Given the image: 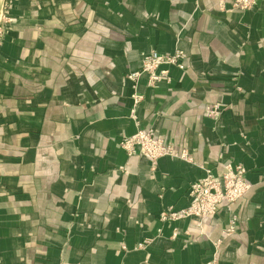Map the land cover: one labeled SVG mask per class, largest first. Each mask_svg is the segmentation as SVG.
Returning a JSON list of instances; mask_svg holds the SVG:
<instances>
[{
	"label": "crops",
	"instance_id": "1",
	"mask_svg": "<svg viewBox=\"0 0 264 264\" xmlns=\"http://www.w3.org/2000/svg\"><path fill=\"white\" fill-rule=\"evenodd\" d=\"M5 1L0 264H264V0ZM151 50L182 58L129 78ZM139 130L177 155H130ZM228 165L241 198L163 219Z\"/></svg>",
	"mask_w": 264,
	"mask_h": 264
},
{
	"label": "built area",
	"instance_id": "2",
	"mask_svg": "<svg viewBox=\"0 0 264 264\" xmlns=\"http://www.w3.org/2000/svg\"><path fill=\"white\" fill-rule=\"evenodd\" d=\"M259 0H235L234 7L238 9H250L258 3ZM182 58L180 51L174 54H161L156 50L143 53L141 71L129 74V78L136 81L142 73L149 75V84L153 85L157 81L167 78L168 69L158 71L161 66L179 64ZM142 99L138 93L134 94V101L137 104ZM223 107L219 104H207L205 113L210 117H218L223 112ZM122 147L130 155L148 156L152 160L165 155H177L171 145L166 144L163 138L155 137L148 131L139 130L135 134L124 138L121 142ZM183 159H191L186 150L178 154ZM245 169L240 166L228 165L222 179L214 176L212 173L207 174L191 184L190 194L193 196V202L190 208L182 212L170 211L163 212V219L174 215L179 218L183 215H195L205 217L217 212L219 205L223 202H231L240 198L248 189V184L244 179ZM234 227V223L230 226ZM230 231V230H229ZM225 234V233H224Z\"/></svg>",
	"mask_w": 264,
	"mask_h": 264
},
{
	"label": "rangeland",
	"instance_id": "3",
	"mask_svg": "<svg viewBox=\"0 0 264 264\" xmlns=\"http://www.w3.org/2000/svg\"><path fill=\"white\" fill-rule=\"evenodd\" d=\"M6 4V1L5 0H0V42H1V40H2V38H3V35H4V33H5V31H4V29H5V26H6V24L7 23H9L10 22V16H9V7L7 6V5H5ZM226 168H227V166H226ZM226 168H225V171H226ZM245 169V168H244ZM225 171L223 172V174L225 173ZM246 171V170H245ZM223 174H222V176H223ZM222 176L221 177H218V178H220V179H222ZM244 179H245V177H244ZM247 182V181H246ZM247 184H248V182H247ZM248 188H249V184H248ZM248 190V189H247ZM247 192V191H246ZM245 192V193H246ZM244 193V194H245ZM243 194V195H244ZM242 195V196H243ZM190 196H191V198H192V202H193V196L190 194ZM241 196V197H242ZM240 197V198H241ZM239 199V198H238ZM238 199H236V200H238ZM236 200H234V201H236ZM234 201H231V202H228V203H232V202H234ZM192 202H191V204H192ZM191 204H190V206H191ZM190 206L188 207V208H190ZM220 206V205H219ZM188 208H185V209H181V210H174V209H172V208H169L170 209V211H176V212H182L183 210H186V209H188ZM168 210V209H167ZM190 216H195V215H183L182 213H181V215H180V217L178 218V219H181V218H186V217H190ZM208 216H210V215H208ZM208 216H205V217H200V216H196V217H199V218H201V219H203V218H206V217H208ZM166 219H177V218H175V216L172 214V215H170L168 218H166ZM235 222H236V219L235 218H233L232 220H231V222H230V225L226 228V230H224V236H226V235H229V234H231V233H233L234 232V230H235ZM232 223H234V227H231L230 228V226L232 225ZM230 230V231H229Z\"/></svg>",
	"mask_w": 264,
	"mask_h": 264
}]
</instances>
